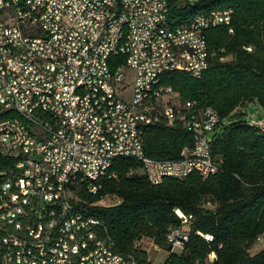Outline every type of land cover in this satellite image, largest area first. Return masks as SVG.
Returning <instances> with one entry per match:
<instances>
[{
	"label": "built area",
	"instance_id": "built-area-1",
	"mask_svg": "<svg viewBox=\"0 0 264 264\" xmlns=\"http://www.w3.org/2000/svg\"><path fill=\"white\" fill-rule=\"evenodd\" d=\"M231 13L216 9L154 29L156 17L171 15L168 0H0V264L6 256L14 264H137L113 250L97 218H79L85 205L76 185L98 181L118 154H136L152 184L219 171L210 143L218 114L180 104L161 74L202 76L206 30L222 25L232 33ZM122 20L130 27L121 28ZM116 56L123 61L111 66ZM75 83L81 97H72ZM137 84H149V92ZM176 120L194 132L193 147L178 160L147 156L141 127ZM176 213L180 223L166 237L171 252L184 249L192 219Z\"/></svg>",
	"mask_w": 264,
	"mask_h": 264
},
{
	"label": "trees",
	"instance_id": "trees-1",
	"mask_svg": "<svg viewBox=\"0 0 264 264\" xmlns=\"http://www.w3.org/2000/svg\"><path fill=\"white\" fill-rule=\"evenodd\" d=\"M168 2L171 25L216 9L232 11V33L222 25L206 30L209 68L200 79L179 70L161 75L180 104L194 101L196 108L210 106L218 114L210 143L219 171L206 179L192 172L152 184L140 161L120 156L98 181L79 180L77 196L100 221V235L113 250L137 264H264V247L249 252L258 238L264 239V130L239 110L250 101L264 108V0ZM111 60L114 66L123 57ZM140 136L145 154L161 160L181 159L194 143V132L179 120L170 126L143 125ZM90 185L97 186L95 193L87 190ZM106 196L119 201L94 205ZM176 210L192 219L184 249L171 252L166 237L180 223ZM200 233H210L212 241ZM144 239L167 253L163 262L149 259Z\"/></svg>",
	"mask_w": 264,
	"mask_h": 264
},
{
	"label": "bare ground",
	"instance_id": "bare-ground-1",
	"mask_svg": "<svg viewBox=\"0 0 264 264\" xmlns=\"http://www.w3.org/2000/svg\"><path fill=\"white\" fill-rule=\"evenodd\" d=\"M196 1H198V0H195L191 3H194ZM214 11L215 10H212L210 12L197 15L193 19H191L190 21L197 19L201 16L212 15ZM170 23H171L170 15H168V18H167V16L156 17L155 22H154V29H163V28L169 26ZM171 26H179V25H171ZM129 27H130V20H122L121 21V28H129ZM188 75L191 76L192 78H195V79H200L202 77V76H199L198 74H188ZM137 91H140V93H148L149 92V84H137ZM81 96H82V83H75L73 85V88H72V97H81ZM252 123L257 126L256 122H252ZM120 156L133 157V158L138 160V156H136V154H118V157H120ZM110 163L111 162H108L104 166V174L107 172V169L109 168ZM92 193H95V192H92ZM78 199H79V197H78ZM95 204H97V203H95ZM78 216L81 219L96 218L91 213H89L86 206H79ZM171 232H172V229L170 230L169 233H171ZM258 239H260V238H258ZM6 264H14V257L13 256H6Z\"/></svg>",
	"mask_w": 264,
	"mask_h": 264
},
{
	"label": "rangeland",
	"instance_id": "rangeland-1",
	"mask_svg": "<svg viewBox=\"0 0 264 264\" xmlns=\"http://www.w3.org/2000/svg\"><path fill=\"white\" fill-rule=\"evenodd\" d=\"M130 88V87H129ZM240 112H242L243 116L249 120L250 122H264V108L257 101H250L247 102L245 105L239 108ZM117 202V198L115 197H104L100 202L99 205L108 206L112 205ZM257 240H264V239H257ZM144 248H149L148 256L149 259L152 260L154 263H161L165 260L167 253L164 250L156 251L154 250L149 243H144ZM264 247V243H256L252 245L249 249L250 254L256 253Z\"/></svg>",
	"mask_w": 264,
	"mask_h": 264
},
{
	"label": "crops",
	"instance_id": "crops-1",
	"mask_svg": "<svg viewBox=\"0 0 264 264\" xmlns=\"http://www.w3.org/2000/svg\"><path fill=\"white\" fill-rule=\"evenodd\" d=\"M106 197H107V196H106ZM109 197H111V196H109ZM118 201H119V200L117 199V202H118ZM117 202H116V203H117ZM144 241H145L146 243H150V241H148L147 239H144L143 242H144Z\"/></svg>",
	"mask_w": 264,
	"mask_h": 264
}]
</instances>
